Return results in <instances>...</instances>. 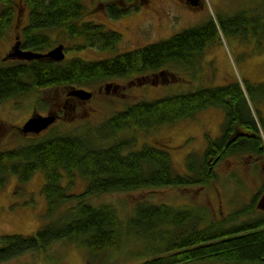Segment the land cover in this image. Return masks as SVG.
<instances>
[{
    "label": "trees",
    "instance_id": "obj_1",
    "mask_svg": "<svg viewBox=\"0 0 264 264\" xmlns=\"http://www.w3.org/2000/svg\"><path fill=\"white\" fill-rule=\"evenodd\" d=\"M181 1L187 4V0ZM146 2L149 0H100L99 9L118 20L140 10ZM256 3L254 8L262 10L263 5ZM0 4V41L27 11L28 23L18 33L24 51L46 54L59 41H67L72 45H64L65 52L87 48L111 52L122 42L120 33L102 24L84 22V0H0ZM244 12L228 20L216 14V21L210 17L167 40L102 61H0V104L53 88L84 89L116 78L163 75L168 68L171 73L174 68H182L196 76L207 50L220 42L221 32L228 36L242 32V38L248 40L245 26L251 16L246 17ZM169 94L137 101L95 129L80 134L53 133L0 152V191L12 176L17 178V188H21L41 171L46 179L43 193L47 202V222L35 234L0 238V263L69 241L83 244L90 254L88 264H93L105 253L122 254L124 248L140 241L143 248L125 252V264H264V213L253 221L232 224L259 210L258 196L216 221H209L207 213L192 207L179 209L168 203L145 201L136 205L132 216L123 223L112 205L92 202L111 193L205 187L214 180V165L222 159L244 153L264 157L259 130V124L264 128V119L260 116V123L256 121L249 103L260 112L263 83L251 85L244 81L242 85L231 79L217 86ZM209 109L223 111L222 135L209 140L201 156H187V173L175 171L170 154L162 148L164 144L158 147L145 143L137 149L138 133L193 119ZM235 130L247 135L255 132L257 137L240 136L229 143ZM129 133L132 135L120 138ZM78 176L83 183L80 193L76 191ZM65 177L68 182L64 186Z\"/></svg>",
    "mask_w": 264,
    "mask_h": 264
},
{
    "label": "rangeland",
    "instance_id": "obj_2",
    "mask_svg": "<svg viewBox=\"0 0 264 264\" xmlns=\"http://www.w3.org/2000/svg\"><path fill=\"white\" fill-rule=\"evenodd\" d=\"M258 1L263 5L262 10L254 8ZM99 3L100 0H84L87 9L84 22L102 24L107 29L120 33L122 42L111 52H103L98 48L69 50L66 51V59L80 58L88 62L110 59L167 40L183 30L205 23L210 17L216 21V14L228 20L245 10V16H251L252 21L245 26L248 40L242 38L243 33L238 28L240 35L228 36L221 32L220 42L207 50L201 61L202 65L199 63L200 71L196 76L182 68H174L171 73L168 68L163 75L154 73L116 78L92 88H84L93 97L76 104L66 103L72 87L43 90L22 99L5 101L0 104V152L26 145L35 139L40 141L53 133L80 134L88 129H95L115 113L140 100L193 91L199 87L217 86L231 79H236L242 85L244 81L251 85L264 84V0H201V5L195 8L181 0H149L140 10L118 20L107 17L99 9ZM27 23V11H24L20 20L16 21L11 31L0 41V61L17 60L9 59L8 55L14 51L19 41L18 33ZM60 44L67 48L72 45L67 41H59L58 45ZM249 103L253 117L260 123V116L264 119V103L258 104L261 114L251 101ZM49 112H59L61 116L49 129L38 136L21 133L20 129L32 115L47 116ZM223 122L222 110L209 109L193 119L179 121L147 133H138L137 149L145 143L158 147L164 144L162 148L170 154L175 171L185 174L187 156L191 153L201 156L209 140L222 135ZM259 130L264 143V128L261 124ZM129 135L132 134H122L120 138ZM213 170L214 180L205 187L111 193L94 198L92 202L112 205L119 211L123 223L132 216L135 206L145 201L168 203L179 209L192 207L207 213L209 221H216L250 204L257 196L260 200L264 195L261 193V190L264 192V157L248 153L228 156L217 162ZM67 182L65 177L62 183L65 186ZM45 183V175L41 171L21 188H17L16 177L9 179L5 188L0 191V238L7 235H32L46 224L47 202L43 193ZM77 185L76 191L82 192L83 183L79 176ZM263 213L258 210L232 224L253 221ZM143 246L144 243L140 241L134 242L124 248L122 254L105 253L96 258L93 264H125L128 261L125 252L140 250L139 247ZM89 260L90 254L83 244L59 241L40 251L27 252L0 264H88ZM191 264L225 263L204 261Z\"/></svg>",
    "mask_w": 264,
    "mask_h": 264
},
{
    "label": "water",
    "instance_id": "obj_3",
    "mask_svg": "<svg viewBox=\"0 0 264 264\" xmlns=\"http://www.w3.org/2000/svg\"><path fill=\"white\" fill-rule=\"evenodd\" d=\"M200 2L201 0H187V4L191 7H198L200 5ZM8 58L25 61L47 58L54 62H62L66 59V52L65 46L63 44H60L46 54H38L22 50L20 42H18L14 48V51L8 55ZM68 97H73L80 101L86 102L93 97V94L85 89H77L75 87H72L71 91H69L68 93ZM56 121L57 115L53 112L49 113L47 116L34 114L26 121V123L20 130L24 135H40L41 133L49 129L52 125H54ZM239 136L240 134L238 132H235L234 135L230 138L229 143L235 141ZM257 208L264 212V195L258 201Z\"/></svg>",
    "mask_w": 264,
    "mask_h": 264
},
{
    "label": "flooded vegetation",
    "instance_id": "obj_4",
    "mask_svg": "<svg viewBox=\"0 0 264 264\" xmlns=\"http://www.w3.org/2000/svg\"><path fill=\"white\" fill-rule=\"evenodd\" d=\"M200 5H201V2H200ZM200 5H199V6H200ZM199 6H198V7H199ZM70 102L75 103V104H76V103H81L80 100L75 99V98H73V97H68V95H67L66 103L69 104ZM72 107H74V106L72 105ZM49 113H52V112H49ZM49 113H48V114H49ZM53 113H56V115H57V121H58L59 118H61L60 113H59V112H53ZM235 132H238V133L240 134V136H245L246 138L250 137L251 135H253L254 137H257L255 132L249 133L248 135H247V133H245L244 131H240V130H235ZM235 132H234V133H235ZM234 133L230 136V138L234 135ZM240 136H239V137H240ZM239 137H238V138H239ZM238 138H237V139H238ZM237 139H236V140H237ZM236 140H235V141H236ZM233 142H234V141H233Z\"/></svg>",
    "mask_w": 264,
    "mask_h": 264
}]
</instances>
